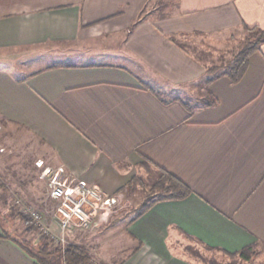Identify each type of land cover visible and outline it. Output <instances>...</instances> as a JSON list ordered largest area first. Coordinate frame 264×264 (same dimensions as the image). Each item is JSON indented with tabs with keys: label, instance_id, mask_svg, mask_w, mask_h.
Returning a JSON list of instances; mask_svg holds the SVG:
<instances>
[{
	"label": "crops",
	"instance_id": "obj_1",
	"mask_svg": "<svg viewBox=\"0 0 264 264\" xmlns=\"http://www.w3.org/2000/svg\"><path fill=\"white\" fill-rule=\"evenodd\" d=\"M149 1L0 0V118L39 139L46 165L107 193L135 186L138 167L145 179L164 168L190 186L129 221L135 243L118 264H204L198 249L240 256L247 245L258 256L264 42L239 82L206 84L207 66L172 37L247 38L245 25L264 30V0H175L157 18L143 15ZM202 80L207 97L190 103L177 93ZM0 264L34 260L0 234Z\"/></svg>",
	"mask_w": 264,
	"mask_h": 264
},
{
	"label": "rangeland",
	"instance_id": "obj_2",
	"mask_svg": "<svg viewBox=\"0 0 264 264\" xmlns=\"http://www.w3.org/2000/svg\"><path fill=\"white\" fill-rule=\"evenodd\" d=\"M175 3V0H150L143 15L160 17L171 11ZM244 38L242 33L236 32L234 39L210 43L201 35L176 36L178 42L193 51L206 66L230 60L241 48ZM211 44L219 48L214 49ZM199 82L194 87H180L177 93L190 103L207 97L204 81ZM48 153V149L29 129L0 118V234L3 231L20 240H28L34 246H38L44 236L53 246L65 248L71 243L84 244L94 264H118L128 256L130 246L135 243L125 234L126 226L137 214V207L149 195L150 189L141 183L135 187L128 186V190L124 189L126 193L118 195L117 205L98 217L92 226H76L71 233H63L54 215L56 202L49 196L47 177L43 176L42 167L37 165L40 159L54 165ZM136 175L145 179L146 172L138 167ZM26 207L42 211V222L50 229L49 233L43 232L41 226L33 221L30 211H23ZM24 215L30 217L29 222L24 220ZM53 234L58 240L53 238ZM263 251L258 256L254 254L256 257L251 260L243 261L237 254L205 248L196 250L204 264H264L261 261L264 260ZM255 258L260 259V263L254 261Z\"/></svg>",
	"mask_w": 264,
	"mask_h": 264
},
{
	"label": "trees",
	"instance_id": "obj_3",
	"mask_svg": "<svg viewBox=\"0 0 264 264\" xmlns=\"http://www.w3.org/2000/svg\"><path fill=\"white\" fill-rule=\"evenodd\" d=\"M245 29L248 31L249 35L242 42L239 51L234 54L230 60L225 63L207 66L206 73L208 77L205 78L206 84L221 75L228 76L232 82H239L244 76L250 54L258 50L260 45L264 42V30L259 26L245 25ZM172 39L190 54L196 56L193 51L182 46L177 39L174 37H172ZM196 57L202 60L200 57ZM144 87L154 90L149 83H144ZM216 100L217 98L214 97L212 102ZM184 103L190 108L188 103ZM136 178L138 179L136 180L135 186H138L140 183L148 186L150 193L144 201L140 203L139 207H137V214H135L131 220L138 218L159 200L182 199L192 192V189L187 183L164 168L150 170L147 179H143L141 176H136ZM23 218L27 222L30 221V217L27 215H24ZM1 235L11 239L27 256L34 260V264H94L89 254L88 247L84 244L71 243L65 248L61 245L53 246L48 237L44 236L39 245L34 246L29 243L28 240H20L17 237L3 233V231ZM238 252L243 261L251 260L252 256L255 254L252 245H247Z\"/></svg>",
	"mask_w": 264,
	"mask_h": 264
},
{
	"label": "built area",
	"instance_id": "obj_4",
	"mask_svg": "<svg viewBox=\"0 0 264 264\" xmlns=\"http://www.w3.org/2000/svg\"><path fill=\"white\" fill-rule=\"evenodd\" d=\"M37 165L42 167L43 176L47 177L49 196L56 202L54 215L63 233H71L76 226L94 222L119 201L120 194L105 192L87 179L77 177L63 165L53 168L46 165L43 159L37 161ZM23 211L31 212L33 221L41 226L43 232H50L42 222L43 214L40 209L26 207ZM52 236L58 240L54 234Z\"/></svg>",
	"mask_w": 264,
	"mask_h": 264
}]
</instances>
